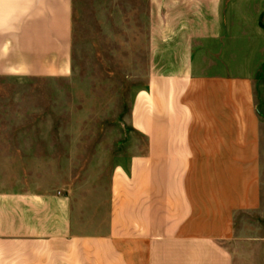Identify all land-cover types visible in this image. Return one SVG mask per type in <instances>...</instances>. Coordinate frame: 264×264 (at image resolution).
Returning <instances> with one entry per match:
<instances>
[{"label":"crops","instance_id":"obj_1","mask_svg":"<svg viewBox=\"0 0 264 264\" xmlns=\"http://www.w3.org/2000/svg\"><path fill=\"white\" fill-rule=\"evenodd\" d=\"M223 1L146 0L150 77L133 123L147 141L107 196L0 170V264H236L260 122L249 77L208 72ZM73 49L74 0H0V79L67 78Z\"/></svg>","mask_w":264,"mask_h":264},{"label":"rangeland","instance_id":"obj_2","mask_svg":"<svg viewBox=\"0 0 264 264\" xmlns=\"http://www.w3.org/2000/svg\"><path fill=\"white\" fill-rule=\"evenodd\" d=\"M222 17L224 42L211 45L221 59L208 72L249 77L260 122L255 196L235 219L236 264H264V0H224ZM148 26L146 0H74L72 74L0 79V155L12 158L0 170L107 196L114 171L147 141L133 112L150 77Z\"/></svg>","mask_w":264,"mask_h":264}]
</instances>
